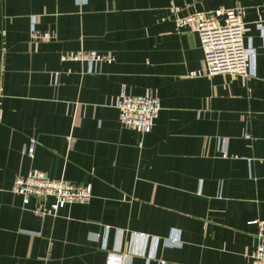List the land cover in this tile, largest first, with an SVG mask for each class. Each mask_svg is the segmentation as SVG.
Segmentation results:
<instances>
[{
  "label": "crops",
  "instance_id": "crops-1",
  "mask_svg": "<svg viewBox=\"0 0 264 264\" xmlns=\"http://www.w3.org/2000/svg\"><path fill=\"white\" fill-rule=\"evenodd\" d=\"M235 7L255 74L207 76L198 35L179 20ZM258 24L264 0H0V264H105L110 252L123 264H253V222L264 221ZM79 53L113 60L63 58ZM122 90L159 100L150 133L120 125ZM33 169L90 185L91 200L35 217L11 190Z\"/></svg>",
  "mask_w": 264,
  "mask_h": 264
},
{
  "label": "built area",
  "instance_id": "built-area-1",
  "mask_svg": "<svg viewBox=\"0 0 264 264\" xmlns=\"http://www.w3.org/2000/svg\"><path fill=\"white\" fill-rule=\"evenodd\" d=\"M245 10L240 7L217 9L208 13L190 14L179 20L178 25L189 32L198 35L204 54L203 69L207 76L230 74L242 77L254 76L255 52L251 47H245L244 35ZM257 28L263 31V25ZM64 59H76L91 68L96 63L111 62L110 53H79L66 55ZM114 107L118 111V120L122 127L147 134L154 128L155 121L161 110L156 97L130 96L124 90L116 98ZM249 139V135H245ZM36 141L30 139L25 154L34 157ZM222 157H226L222 152ZM12 193L22 197V205L27 207L30 199L35 202L31 210L37 218L55 216L56 213L69 204H87L92 197L90 185H80L66 182L62 179H50L43 171L33 169L25 176L14 179ZM53 202L46 207V202ZM258 226L256 247L252 255L253 264H264V221H254ZM139 237H146L138 234ZM170 246H177V237L168 240ZM125 256L110 252L106 255L105 264H123ZM150 260V259H149ZM159 264H164L160 261Z\"/></svg>",
  "mask_w": 264,
  "mask_h": 264
}]
</instances>
